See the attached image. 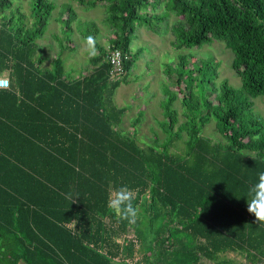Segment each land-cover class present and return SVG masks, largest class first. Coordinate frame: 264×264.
<instances>
[{"label": "trees", "instance_id": "trees-1", "mask_svg": "<svg viewBox=\"0 0 264 264\" xmlns=\"http://www.w3.org/2000/svg\"><path fill=\"white\" fill-rule=\"evenodd\" d=\"M14 2L0 0V73L7 71L10 81L0 90V264H264V223L247 202L264 172V117L253 102L264 97V0H76L103 7L116 37L103 50L89 21L85 35L95 38L99 53L72 80L63 77L60 58L50 70L33 60L54 1H28L30 27L24 15L15 16L18 6L6 14ZM66 11L61 19L76 21L72 8ZM167 13L178 18L170 27L172 46L223 43L240 86L214 84L219 64L211 55L192 64L178 55L169 69L172 85L184 84L185 120L173 132L176 97L168 91L160 104L166 139L160 144L155 136L141 147L118 128L127 108L110 99L137 61L130 49L136 27L165 32L167 25L157 24ZM114 49L128 57L124 77L112 82ZM210 120L224 142L201 136ZM121 184L137 190V205L147 195L137 256L132 241L122 245L129 225L107 208L110 189Z\"/></svg>", "mask_w": 264, "mask_h": 264}, {"label": "rangeland", "instance_id": "rangeland-1", "mask_svg": "<svg viewBox=\"0 0 264 264\" xmlns=\"http://www.w3.org/2000/svg\"><path fill=\"white\" fill-rule=\"evenodd\" d=\"M29 0H15L13 8L6 11L9 14L11 10H15L18 6L16 17L20 14L24 15L25 25L30 27L32 10L28 5ZM56 4L54 11L51 13L47 23L43 24V33L34 41V56L33 60L40 61L41 66L52 68V61L55 58H60L62 61V70L66 78H70L69 71L66 68H72L73 71L84 73V69L90 68V58L85 44L86 37L85 29L89 21L94 22L97 27L96 40L103 50L108 51L110 40L115 39L116 34L105 21V11L103 7L87 8L77 4L76 0H52ZM72 8L76 14V21L66 22L61 18H65L66 10ZM158 13V8L156 9ZM151 13V12H150ZM152 12V14H154ZM163 21L157 24L160 30L167 29L165 32L153 33L152 29H147L146 26L138 25L135 29L134 39L130 44L131 53H138L137 61L132 66L129 72L127 81L121 83L115 91L112 101L116 106L126 107L127 112L122 117V123L118 127L123 133L132 134L135 142L146 147L155 142V136L158 137V142L161 144L166 139L165 129L161 125L165 120L160 104L167 98L168 91L175 94L176 100L173 103V108L177 111V122L174 123L173 132L185 120L183 117L184 109L180 103V99L185 94L182 92L184 84L180 86L172 85L175 78L169 68L174 66L178 61V55H187L189 62L205 60L211 55L214 61L219 64L217 68V78L214 84L217 85L221 81L226 80L234 87L240 86L239 78L230 69L229 65L232 60V53L221 42H213L209 46L200 48L184 49L181 47L174 48L172 46L173 35L171 26L178 18L172 13H167L163 16ZM81 22L78 24V22ZM151 28H155L152 27ZM31 29H33L31 27ZM163 32V33H162ZM91 36V35H90ZM99 52L96 51V55ZM41 58V59H39ZM174 62V63H172ZM40 66V69L43 70ZM5 75V74H4ZM7 76V75H5ZM194 91V90H193ZM254 111L264 117V97L253 99ZM142 112L140 119L137 120V113ZM165 127V126H164ZM201 136L211 138L214 142H224L221 135L215 128V123L210 120L204 125L200 131ZM183 139H186L185 133L182 134ZM181 148H184L181 145ZM147 195L140 198L138 204L142 213L146 215V207H141V203H147ZM157 210L160 212V221L163 220V212L159 202L155 203ZM159 221V222H160ZM140 225L128 226V230L124 235L122 245H128L130 242L137 246L134 250V255H140ZM142 245V243H141ZM134 255L132 260L134 259ZM227 257L233 258L235 261H242L241 256L230 254ZM130 259V258H128ZM130 264L131 259L129 261Z\"/></svg>", "mask_w": 264, "mask_h": 264}, {"label": "clouds", "instance_id": "clouds-1", "mask_svg": "<svg viewBox=\"0 0 264 264\" xmlns=\"http://www.w3.org/2000/svg\"><path fill=\"white\" fill-rule=\"evenodd\" d=\"M85 44L89 57L96 55L95 38L86 37ZM65 198L71 203L78 198H74L71 192H68ZM248 212L253 214L256 221L264 223V172H259L257 179L248 189L247 192ZM137 190L127 184H121L115 189H110L107 208L114 213L120 221L126 222L129 226H136L141 221V209L135 203Z\"/></svg>", "mask_w": 264, "mask_h": 264}, {"label": "built area", "instance_id": "built-area-1", "mask_svg": "<svg viewBox=\"0 0 264 264\" xmlns=\"http://www.w3.org/2000/svg\"><path fill=\"white\" fill-rule=\"evenodd\" d=\"M127 53L118 49H114L108 54V62L110 65L108 76L110 81L122 79L125 75L124 62L127 59ZM10 86L8 77L0 75V89H7Z\"/></svg>", "mask_w": 264, "mask_h": 264}, {"label": "crops", "instance_id": "crops-1", "mask_svg": "<svg viewBox=\"0 0 264 264\" xmlns=\"http://www.w3.org/2000/svg\"><path fill=\"white\" fill-rule=\"evenodd\" d=\"M61 62H62V61H61ZM40 66H41V64H40ZM40 66H39V67H40ZM61 66H62V65H61ZM48 67H49V66H48ZM48 67H44L43 65L41 66L42 69H43V68L45 69V68H48ZM89 69H90V68L88 67L87 69H84V71H85L84 73H83V72L80 73V72H79L80 70L75 72V71H73L72 68L69 67V68H66L65 71H69V73H70V74H69L70 78H68V79H69V80H72V79H78V78H81L82 76L85 75V73H86L87 71H89ZM4 74L7 75L6 77H8V72H7V71H3V72L0 73L1 76H5ZM64 74H65V73H64ZM63 77L66 78L65 75H63ZM8 79H9V77H8ZM66 79H67V78H66ZM117 88H118V87H117ZM117 88H116V89H117ZM8 89H9V88H7V89H0V90H8ZM116 89H115V91H116ZM115 91H114V93H113L112 98L110 99V102H112L113 99H114L113 97H114ZM114 100H115V99H114ZM112 104H113V103H112ZM113 106L116 107V108H121L119 105L116 106L115 104H113ZM140 112H141V111H140ZM141 113H142V112H141ZM137 115H138V113H137ZM121 120H122V119H121ZM121 123H122V121H121ZM121 123H120V124H121Z\"/></svg>", "mask_w": 264, "mask_h": 264}]
</instances>
